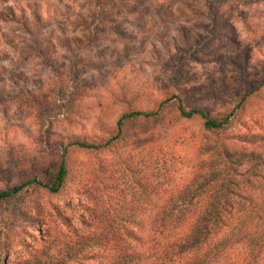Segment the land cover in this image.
<instances>
[{"label":"rangeland","instance_id":"obj_1","mask_svg":"<svg viewBox=\"0 0 264 264\" xmlns=\"http://www.w3.org/2000/svg\"><path fill=\"white\" fill-rule=\"evenodd\" d=\"M207 1L106 0L100 28L90 31L85 0H0V190L30 176L32 163L57 158L53 138L100 133L101 123L112 129L120 111L116 96L137 95L141 106L152 108L167 87L215 111L240 101V91L230 89L233 81L239 84L245 70L255 77L264 69V0L217 1L227 14L214 33ZM83 33L93 40L84 38L85 49L73 57L66 42ZM182 49L190 53L177 64L173 59ZM73 67L81 94L76 105L66 119L44 118L27 92H48L52 79L58 74L64 81ZM174 74L184 80L178 89L171 83ZM235 112H244L236 133L248 127L263 132L264 86ZM206 142L198 121L166 127L150 120L131 124L110 150L70 151L63 191L33 189L16 207L2 241L5 264H76L71 248L78 236L109 230L107 195L136 205L125 160L165 195L189 178L186 167L205 160ZM16 162L20 170L12 168Z\"/></svg>","mask_w":264,"mask_h":264},{"label":"trees","instance_id":"obj_2","mask_svg":"<svg viewBox=\"0 0 264 264\" xmlns=\"http://www.w3.org/2000/svg\"><path fill=\"white\" fill-rule=\"evenodd\" d=\"M217 1H207L211 33L218 30L215 25L227 14L214 5ZM85 2L91 7L88 29L96 31L104 19L106 0ZM181 35L188 37L184 29ZM84 38L88 43L93 40L92 35L83 33L66 42L73 57L85 49ZM189 53L187 49L178 50L173 61L179 64ZM259 69L261 76H250L245 70L239 84L233 81L230 89L240 91V101L223 110L188 103L164 87L160 89L163 98L152 108L141 106L137 95L126 100L116 96L114 103L120 111L112 129L101 123L100 133L53 138V144L60 149L57 158H45L37 165L32 163L30 176L0 190V264H5L1 255L5 232L26 192L44 189L50 194L61 193L71 174L67 158L70 151L110 150L131 124L150 120H162L166 127L181 121H198L208 141L201 147L205 160L186 167L189 178L165 195L146 182L148 178L142 169L125 160L136 189V205L122 204L119 198L111 199L107 195L105 213L109 230L79 235L71 248L73 261L76 264H85L87 260L99 264H264V130L253 132L248 127L244 132H235L238 119L244 114L235 110L245 107L264 86V82H257L258 77L264 78V69ZM75 74L73 67L64 81L57 74L48 92L42 88L35 90L40 100L35 97V91L27 92L29 100L36 99L37 109L44 118L66 119L68 112H72L81 96L74 85ZM171 83L178 89L184 80L174 74ZM11 165L18 170L22 168L20 162Z\"/></svg>","mask_w":264,"mask_h":264}]
</instances>
